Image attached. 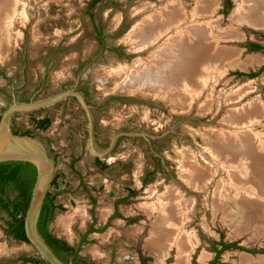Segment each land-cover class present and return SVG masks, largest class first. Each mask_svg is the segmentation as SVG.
Segmentation results:
<instances>
[{
	"label": "rangeland",
	"instance_id": "374dc122",
	"mask_svg": "<svg viewBox=\"0 0 264 264\" xmlns=\"http://www.w3.org/2000/svg\"><path fill=\"white\" fill-rule=\"evenodd\" d=\"M157 1L101 0L89 7V0H16V15L12 20L7 15L10 24L4 23L9 38L0 50L3 73L0 113L13 95L18 101L45 99L71 89L79 77L78 88L86 93L92 107L95 142L100 149H106L112 137L119 133L144 135L121 136L110 155L97 158L88 149L87 121L75 99L15 116L14 131L38 140L54 161L53 184L48 195L57 210L50 225L51 233L77 249L80 261L139 264L143 258L146 264H155V255L144 248L152 219L141 207L144 203L150 205L156 200V193L163 194L168 187H175L185 201L193 204L186 230L194 233L198 245L191 253L189 264H240L244 256L255 262L264 260V231L258 235L253 230L260 220H251L242 233L234 227L236 221L224 220L228 208L224 206L223 195L233 190L229 188L233 182L229 172L218 168L207 189L199 192L180 178V164L185 159L186 166L198 169L207 165V158L218 155L217 146L210 145L208 132L220 128L226 112L234 108L224 104L233 93L236 98L242 94V103L236 106H242L240 110L255 101L262 106L257 126L251 124L247 128L249 137L256 136L264 145V30L245 23L232 25L230 16L236 8L235 0H216L217 7L208 18L209 23L221 30L233 32L234 28L240 35L233 41L220 42L219 47L239 52L241 62L252 56L259 62L246 69L224 67V74L211 80L214 88L198 99V105L194 101L190 110L180 106L175 109L162 100L128 93L122 88L124 81L119 75L149 55L132 51L133 47L125 43L140 20L134 13L131 15V10ZM176 1L189 14L198 0ZM121 15L125 18L124 26H118ZM100 25L102 29L97 30L96 26ZM253 44L261 45L262 50L253 51L250 49ZM205 97L215 102L207 113L197 107L206 101ZM43 120L48 124L41 129L39 123ZM232 130L228 131L229 136ZM189 151L193 156L196 153L194 159L187 155ZM222 181L226 192L221 191L220 206H215L213 196ZM129 188L134 191L127 195ZM7 194L10 200L16 197V193ZM115 201L123 219L116 217L103 227ZM103 210H107L105 215ZM93 216L96 227H100L97 234L89 232ZM62 217L66 218L63 219L66 229L60 225L62 221L57 223ZM9 220L8 212L0 210V264H23L22 256L38 257L30 244L18 242L7 233ZM222 244L229 247L221 250ZM173 249L165 257V264L174 263Z\"/></svg>",
	"mask_w": 264,
	"mask_h": 264
},
{
	"label": "bare ground",
	"instance_id": "6f19581e",
	"mask_svg": "<svg viewBox=\"0 0 264 264\" xmlns=\"http://www.w3.org/2000/svg\"><path fill=\"white\" fill-rule=\"evenodd\" d=\"M234 2L236 8L230 16L232 25L245 23L252 28L264 30V0ZM16 3V0L9 2L0 0V24H2L0 50H3V45L9 38V30L5 28L4 23L9 25L8 21L16 15ZM184 7L176 0H158L156 3L140 4L131 10V15L134 13V17L140 20L125 43L133 47L132 51L148 52L149 55L133 65L132 69L129 67V71L122 70L119 75L124 81V83L121 81L123 83L121 87L128 93L150 96L155 100H162L175 109L179 106L181 109L186 107L187 111L192 108L194 101L198 105V99H201L205 92L209 91L210 94V90L214 88H211V80L221 73L223 75L224 67L246 69L257 64L259 60L252 56L241 62L237 55L239 52L219 47L220 42L233 41L240 35L238 36L239 30L236 31L234 28L231 32L229 29L221 30L216 24L209 23L208 18L213 15L217 7L216 0H198L190 15ZM178 84L181 85V89L177 87ZM233 94L227 96L224 101V104H231L234 108L226 107L229 110L224 115L222 124L219 123L222 126L218 129L214 126L216 130L210 132L203 131L209 133L212 140L210 145L217 146L218 155L216 158L213 156L214 159L207 158L206 161L208 160L210 164L207 163L204 168L198 167V169L186 166L185 159L183 164H180L182 165L180 178L199 192L207 189L218 168L229 172L233 181L229 188L233 190L224 191L226 194L223 195L222 200L224 206L228 208L224 220L228 223L236 221L238 224L234 227L239 229L238 232H244L243 229L250 226L251 220L256 222L260 220V224L258 223L253 230L256 234L258 232L261 234L264 231V145L258 141L259 138L256 139V136L249 137L250 129L247 127L251 124L257 126L263 108L255 101L253 105L245 106L240 110L242 106H236L242 103V94L240 93L237 98L236 94ZM210 98L207 97L206 101L197 106L202 112L207 113L211 110L212 103L215 102ZM230 129L233 130L229 136L227 133ZM193 154L190 151L187 153L194 159L196 153L194 156ZM194 161L189 160L193 163ZM223 181L222 185H218L213 196L215 206H220L221 191L225 189ZM156 194L154 202H150V205L144 203L141 207L146 212V216L152 219L144 248L155 255V264H165V257L173 248L175 249L173 264H189L191 253L198 245L194 233L186 230L188 212L192 211L193 204L190 200L185 201L175 187H168L163 194ZM105 211L103 210V215L107 213ZM63 219L66 218L57 219V223L62 221L60 223L62 225ZM62 226L65 227L64 224ZM255 263L264 264V260L255 262L246 256L240 258V264Z\"/></svg>",
	"mask_w": 264,
	"mask_h": 264
},
{
	"label": "water",
	"instance_id": "95a60500",
	"mask_svg": "<svg viewBox=\"0 0 264 264\" xmlns=\"http://www.w3.org/2000/svg\"><path fill=\"white\" fill-rule=\"evenodd\" d=\"M79 77L71 89L63 90L45 99L18 101L13 95L10 104L0 113V163L21 162L32 165L36 171L30 199L23 216V231L33 252L47 264H72L59 259L46 244L37 230V224L46 195L52 189L55 165L45 147L31 136L15 134L13 120L17 114L34 112L52 107L69 98L75 99L81 107L87 121V146L91 154L104 158L111 154L116 140L121 137H133L138 133H119L112 137L106 149H100L95 142L92 107L78 88Z\"/></svg>",
	"mask_w": 264,
	"mask_h": 264
},
{
	"label": "trees",
	"instance_id": "16d2710c",
	"mask_svg": "<svg viewBox=\"0 0 264 264\" xmlns=\"http://www.w3.org/2000/svg\"><path fill=\"white\" fill-rule=\"evenodd\" d=\"M97 0L94 1L95 4ZM93 4L91 6H93ZM255 49H259V47H255ZM48 124L47 120H43L39 123V128L43 129ZM17 134L15 131H13ZM26 135V134H21ZM36 171L34 167L28 163L21 162H7L0 163V210L8 212L9 222L7 233L10 236H13L16 241L28 243L25 238L23 231V216L25 210L27 208L31 189L33 187L35 181ZM53 184V181H52ZM7 192L16 193V197L13 200L9 199ZM49 206V210L52 214L53 210L56 208L52 204V200L49 198L47 194L41 209L40 217L37 224V230L40 236L44 239L49 248L53 251V253L60 258L61 251L58 248L57 244L61 243L52 237L47 229L46 224L50 220V216L45 219V209ZM84 242V238L81 240ZM221 250L227 249L229 246L222 244ZM61 259V258H60ZM24 263L31 264H47L39 257H30L22 259ZM63 261V260H62Z\"/></svg>",
	"mask_w": 264,
	"mask_h": 264
},
{
	"label": "flooded vegetation",
	"instance_id": "af4514ba",
	"mask_svg": "<svg viewBox=\"0 0 264 264\" xmlns=\"http://www.w3.org/2000/svg\"><path fill=\"white\" fill-rule=\"evenodd\" d=\"M94 1L95 0H89V7H93V6H95V5H97L101 0H97V2L95 3V4H93L94 3ZM93 4V6H91ZM228 3L227 2H225V6L227 5ZM122 16L123 15H121V21L118 23V26H124V25H126V23H125V18L123 17L122 18ZM117 26V27H118ZM96 28H97V30H100V28L102 29V25H100L99 27L98 26H96ZM99 32V31H98ZM101 32V31H100ZM259 47V49L257 50V49H255V47ZM250 49H252L253 51H259V50H262V46L261 45H259V44H253V45H251L250 46ZM2 71H0V75L2 76ZM79 91H81L79 88H77ZM83 94H84V96L86 97V93L85 92H83V91H81ZM86 100H87V98H86ZM88 102V101H87ZM13 131H14V129H13ZM120 139V137L116 140V143H115V146H116V144H117V142H118V140ZM114 146V147H115ZM144 181V180H143ZM142 181V182H143ZM143 184V183H142ZM134 191V189H131V188H129L128 190H127V195H130V194H132V192ZM92 202H93V204H94V199H92ZM52 204L54 205V203H53V201H52ZM55 206V205H54ZM118 201H115L114 203H113V206H112V210L110 209L109 210V215L106 217V219H105V221L103 222V227L104 226H106V225H108L114 218H116V217H119L120 219H123V216H121L120 214H119V210H118ZM56 207V206H55ZM57 210V208H55L54 210H53V212H52V214H51V212H50V210H49V206L45 209V219H47L49 216H50V220L47 222V224H46V229H47V231H48V233L52 236V237H54V239L55 240H57V241H60L61 243H58L57 244V246H58V248L60 249V255H61V260H63V262H65V263H68V262H71L72 264H92V263H90V262H86V261H80L79 260V253H78V251H77V249H73V248H70L68 245H67V243L65 242V241H63V240H61V239H59L58 237H56L55 235H53L52 233H51V228H50V225H51V223H52V220H53V218H54V215H55V211ZM127 220H125V222H126ZM96 223H97V220H96V217H92V224H91V227H90V229H89V232L90 233H93V234H97V233H99V231H100V227L98 228V227H96ZM12 238H13V236H11ZM14 240H15V238H13ZM81 243H83V242H81ZM215 255H217L218 256V254L216 253ZM24 258H30V256H22L21 257V259H20V262L21 263H23V264H31V263H24L23 262V260L22 259H24ZM59 258V259H60ZM139 264H146V262H145V260L142 258L141 260H140V262H139Z\"/></svg>",
	"mask_w": 264,
	"mask_h": 264
}]
</instances>
